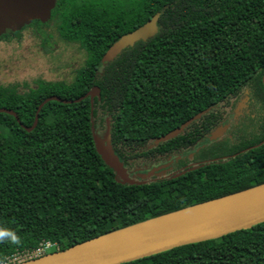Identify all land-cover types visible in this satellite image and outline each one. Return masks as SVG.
Listing matches in <instances>:
<instances>
[{"label": "trees", "instance_id": "16d2710c", "mask_svg": "<svg viewBox=\"0 0 264 264\" xmlns=\"http://www.w3.org/2000/svg\"><path fill=\"white\" fill-rule=\"evenodd\" d=\"M158 14L153 38L102 64L121 35ZM56 23L60 38L85 52L70 82L38 80L19 92L0 84V264L41 245L64 250L102 234L264 183V0H56L39 30ZM20 28L1 40L21 38ZM249 99V126L195 155L211 161L174 177L122 184L95 150L109 127L111 147L127 177L167 153H189ZM205 112V113H203ZM199 116L175 138L154 139ZM98 136L99 134L96 133ZM260 144V145H259ZM257 147L251 148L252 146ZM243 151V152H242ZM124 264H264V222L215 240Z\"/></svg>", "mask_w": 264, "mask_h": 264}, {"label": "water", "instance_id": "95a60500", "mask_svg": "<svg viewBox=\"0 0 264 264\" xmlns=\"http://www.w3.org/2000/svg\"><path fill=\"white\" fill-rule=\"evenodd\" d=\"M54 5L55 0H0V35L6 29L16 30L33 20L44 24L50 18ZM157 19L158 14L136 29L121 35L105 51L101 63L111 62L124 49L133 46L138 41L153 38L158 31ZM262 82L264 84V75ZM87 97L92 107L93 99L99 97V89L93 87L84 96L75 100H62L58 97L46 98L39 105L34 122L29 128L20 124L13 111L1 108L0 113L13 116L16 122L29 132L36 126L38 112L46 102L57 101L70 104ZM198 117L191 118L165 135L154 139L153 145L156 146L175 138ZM91 135L96 152L103 162L115 172V180L122 184H138L139 182L127 176H118V173L125 171L112 151L109 130L101 139L91 126ZM217 137L218 132H213L209 140ZM262 143L264 140L260 144ZM103 144L106 145V150ZM209 161L211 160L204 163ZM163 168L165 165L154 167L149 174ZM263 222L264 183L131 224L77 243L64 250L46 253L16 264H124L181 246L215 240L237 231L250 229Z\"/></svg>", "mask_w": 264, "mask_h": 264}, {"label": "rangeland", "instance_id": "374dc122", "mask_svg": "<svg viewBox=\"0 0 264 264\" xmlns=\"http://www.w3.org/2000/svg\"><path fill=\"white\" fill-rule=\"evenodd\" d=\"M31 24L32 21L23 25L28 27L22 31L19 41H0V84H17L18 91L24 92L34 88L38 80L70 82L84 62V50L77 43L63 41L55 22L39 30ZM108 130L106 123L104 131L96 133L103 139ZM103 146L106 150V145ZM120 175L127 176L126 172L118 173ZM138 176L145 178L143 174ZM131 179L140 180L134 173ZM46 253H50L49 247ZM26 260L23 258L20 261Z\"/></svg>", "mask_w": 264, "mask_h": 264}, {"label": "flooded vegetation", "instance_id": "af4514ba", "mask_svg": "<svg viewBox=\"0 0 264 264\" xmlns=\"http://www.w3.org/2000/svg\"><path fill=\"white\" fill-rule=\"evenodd\" d=\"M27 27L28 26H22L20 29V33H22V31ZM4 32L10 33L13 31L11 29H6ZM246 116L253 117L254 114L250 113L249 99L246 95H244L240 98L232 111H230L228 115L224 116L221 121L217 125H215L205 137H198L195 145L192 147L191 152H179L175 154L167 153L166 155L162 156V159L159 160V162H153L147 165H144L142 162H140V166H137L135 168L134 176L140 179L139 181L146 182L149 180L174 177L182 174L186 170L198 167L205 161L209 160H201L195 156L200 151V149L207 147L210 143L220 142L225 140L226 138L231 139V132H233L232 127H239L238 130L236 129V131H239V129H243V127L249 126L250 121L246 118ZM216 131L218 132V137L214 140H209L211 133ZM160 165H165V168L159 170L158 172H154L153 174H149V172L154 167ZM140 174L145 175V178L141 179L138 176Z\"/></svg>", "mask_w": 264, "mask_h": 264}, {"label": "built area", "instance_id": "2783aa9c", "mask_svg": "<svg viewBox=\"0 0 264 264\" xmlns=\"http://www.w3.org/2000/svg\"><path fill=\"white\" fill-rule=\"evenodd\" d=\"M50 247V244L48 243H45L43 245H41L38 249H36L35 251H32V252H25V253H22V254H18L14 257H12L10 260H9V263L8 264H14V263H18V262H22L20 261L21 259L25 258V259H31V258H34V257H38V256H41L43 254H45V250Z\"/></svg>", "mask_w": 264, "mask_h": 264}, {"label": "clouds", "instance_id": "9594fccd", "mask_svg": "<svg viewBox=\"0 0 264 264\" xmlns=\"http://www.w3.org/2000/svg\"><path fill=\"white\" fill-rule=\"evenodd\" d=\"M7 238L11 243H18V240L14 233H11L7 230L0 231V239Z\"/></svg>", "mask_w": 264, "mask_h": 264}]
</instances>
